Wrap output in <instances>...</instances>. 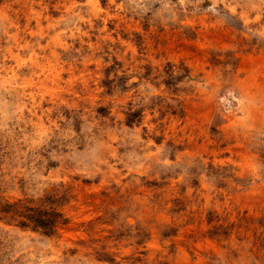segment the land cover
Masks as SVG:
<instances>
[{
  "label": "rangeland",
  "instance_id": "obj_1",
  "mask_svg": "<svg viewBox=\"0 0 264 264\" xmlns=\"http://www.w3.org/2000/svg\"><path fill=\"white\" fill-rule=\"evenodd\" d=\"M50 193L0 264H264V0H0V201Z\"/></svg>",
  "mask_w": 264,
  "mask_h": 264
},
{
  "label": "trees",
  "instance_id": "obj_2",
  "mask_svg": "<svg viewBox=\"0 0 264 264\" xmlns=\"http://www.w3.org/2000/svg\"><path fill=\"white\" fill-rule=\"evenodd\" d=\"M130 121V120H129ZM65 200L58 193L47 194L39 203L32 201L8 203L0 201V219L16 222L23 228H32L46 235H54L60 227L69 223L60 210Z\"/></svg>",
  "mask_w": 264,
  "mask_h": 264
}]
</instances>
